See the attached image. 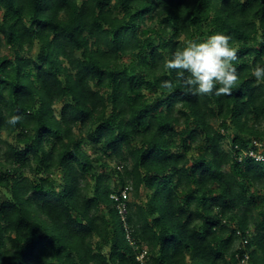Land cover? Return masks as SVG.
<instances>
[{
    "label": "trees",
    "instance_id": "trees-1",
    "mask_svg": "<svg viewBox=\"0 0 264 264\" xmlns=\"http://www.w3.org/2000/svg\"><path fill=\"white\" fill-rule=\"evenodd\" d=\"M218 32L240 80L192 95L164 62ZM0 48V264H264V0H0Z\"/></svg>",
    "mask_w": 264,
    "mask_h": 264
},
{
    "label": "clouds",
    "instance_id": "clouds-1",
    "mask_svg": "<svg viewBox=\"0 0 264 264\" xmlns=\"http://www.w3.org/2000/svg\"><path fill=\"white\" fill-rule=\"evenodd\" d=\"M238 49L232 44V37L222 32L214 33L203 41L186 40L164 62V68L176 73V80L192 95H231L240 80L235 62ZM252 75L256 81L264 82V65L256 64ZM161 88L172 89L174 82L163 80ZM19 114L7 120L11 126L22 121Z\"/></svg>",
    "mask_w": 264,
    "mask_h": 264
},
{
    "label": "built area",
    "instance_id": "built-area-1",
    "mask_svg": "<svg viewBox=\"0 0 264 264\" xmlns=\"http://www.w3.org/2000/svg\"><path fill=\"white\" fill-rule=\"evenodd\" d=\"M249 157L253 158L258 162H264V141L254 140L248 150L242 151V154L238 155V161L241 162L244 158ZM129 187L124 188L121 194H113L112 199L117 203V208L122 216V219L125 220L126 214L128 213L127 201L129 200ZM238 235L243 236L241 231L237 232ZM251 235V231L247 230L244 234V239L242 237V243L239 246L240 248L246 247L249 242L248 236ZM129 238V237H128ZM138 261L142 264L149 259L148 253L146 250L141 252L138 257ZM250 255L248 252L243 254V257L239 259V264H250Z\"/></svg>",
    "mask_w": 264,
    "mask_h": 264
},
{
    "label": "rangeland",
    "instance_id": "rangeland-1",
    "mask_svg": "<svg viewBox=\"0 0 264 264\" xmlns=\"http://www.w3.org/2000/svg\"><path fill=\"white\" fill-rule=\"evenodd\" d=\"M150 23V21H148V24ZM36 51V50H35ZM6 53V50L4 49V48H0V55H2V54H5ZM60 107H58V109H59ZM13 139H14V137H12V138H10L9 140L10 141H13ZM88 152H90V151H92V148H88V150H87ZM116 163L117 162H115V161H111V166H115L116 165ZM105 172V174L107 175V174H110V171H108V170H105L104 171ZM115 180H116V177L115 176H113V181L115 182ZM129 199H133V197L132 196H129Z\"/></svg>",
    "mask_w": 264,
    "mask_h": 264
}]
</instances>
